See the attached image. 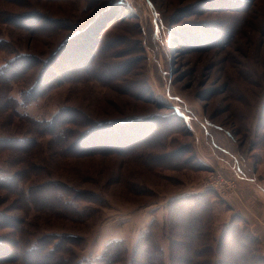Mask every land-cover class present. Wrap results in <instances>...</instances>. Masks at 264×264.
I'll list each match as a JSON object with an SVG mask.
<instances>
[{"label":"rangeland","instance_id":"rangeland-1","mask_svg":"<svg viewBox=\"0 0 264 264\" xmlns=\"http://www.w3.org/2000/svg\"><path fill=\"white\" fill-rule=\"evenodd\" d=\"M0 18V68L15 57L29 65L8 87L0 84V102L15 99L13 108H0V138L33 137L37 145L30 154L0 148V171L11 174L0 179V240L11 256L20 242L51 235L52 244L62 242V256L70 257L69 248L81 264L121 240L125 253L115 264H130L135 242L150 229L166 257L168 201L203 189L216 194L215 235L230 203L264 223V0H0ZM78 48L86 63L72 65L67 57ZM47 64L58 67L61 81L21 102ZM74 110L78 118L66 125L72 141L95 123L138 115L152 131L145 138L161 146L166 135L162 149H181L193 164L145 166L134 155L82 144L59 155L50 135L27 119L48 121L58 111L72 117ZM49 181L57 183L49 198L63 203L54 211L38 208L45 193L35 194ZM27 188L36 202L22 200L19 190ZM253 233L264 254V236Z\"/></svg>","mask_w":264,"mask_h":264},{"label":"trees","instance_id":"trees-1","mask_svg":"<svg viewBox=\"0 0 264 264\" xmlns=\"http://www.w3.org/2000/svg\"><path fill=\"white\" fill-rule=\"evenodd\" d=\"M0 21H3L2 18H0ZM5 21L7 22V19H4ZM77 52L80 53V56L73 58V55ZM70 56L72 58L67 57V60L72 65H78L79 61L86 63L84 58L85 52L83 50L80 51L79 48ZM92 56L93 53L90 52L87 59L89 58L90 61ZM25 60L27 59L15 57L1 66L0 84L2 87H8L10 83L16 81V77L24 74L29 66ZM86 66L80 67L81 69L73 66L72 68L78 72L88 68ZM53 68L47 64L37 81L27 88L26 91H21V102L26 103L31 100L46 83L57 84L61 81L63 77L60 71L58 73L55 71L58 67H55V70ZM4 97L6 98L5 95ZM12 100L15 99H6L5 103L0 102V108L7 105L9 107ZM11 107L13 108L12 103ZM74 112L75 115L71 117L65 111H58L48 121L27 119L37 126L39 129V132L37 131L38 134L50 135V141L55 142L54 150L59 155H67L64 152L66 145H70L71 147H82L83 145L85 149L92 148L98 150V152L115 151L124 156L134 155L139 161L142 159L141 162L145 166L154 165L155 167L177 168L179 165L181 168H189L193 164L191 155L185 157L181 149H162L165 144L166 135H162L159 140L161 146L156 145L155 142L151 143V136L145 138L152 131H149V125L142 121L147 117L140 118L138 115H133V117H129L128 119L120 118L113 121L105 120L95 123L89 131L90 135L87 134L86 137H84L85 135L82 136L85 139L78 137L72 141L70 140L72 133L66 129V125L70 124L76 117L78 118V111L74 110ZM155 125H159V123L155 121ZM159 127L163 126L159 125ZM227 133L231 135L229 131ZM9 139L0 138V148L12 147L16 152L22 151L30 154L32 148L34 146L35 148L37 147L33 137H29L30 140L26 139V142L23 143L18 142V140L9 141ZM160 147L162 151L150 152V149H159ZM78 153L76 152V154ZM74 154L72 153L73 156ZM179 155L183 158V161L179 159ZM23 169L26 170L25 167ZM25 173L26 171H23L18 174L22 178ZM18 174L15 175L18 176ZM3 176L7 179L11 174L0 171V179H4ZM16 176L10 179L14 187L17 184L16 178L21 180L20 177ZM0 181L3 182L2 180ZM51 182L53 181H49L48 186L44 184L39 185V188L35 191V194L38 196L45 193V196L42 195L43 198L40 199L43 203L38 208L43 205L46 211L60 209V207H55L54 205L63 204L60 196H58V199L55 198V200L52 199L53 197L49 198L50 194L53 195V193L48 190V187H56L57 185V183ZM5 183L9 184V181H5ZM19 191L22 200L26 197L25 200L27 202H36L37 199L31 192V188H27L26 191L21 189ZM13 192H16V190ZM69 194L72 197L77 196L76 192H70ZM91 200L94 199L92 198ZM215 200V192L208 189L183 194L169 200L167 203L169 243L166 257L163 256V251L153 238L150 229H146L135 242L130 264H264V254L261 252L259 238L249 229L248 223L242 215L229 205L226 206L227 209L232 211L229 220L219 230V233L215 235L214 207L217 203ZM69 212L81 214L77 210ZM51 238L52 236L50 235L48 238L40 237L36 240L22 241L18 244L12 256L10 249L0 240V264L11 261H21L24 264H66V262L68 264H81L78 259L74 260V252L69 248H65L63 251L69 252L70 257L62 256L59 253L62 242L59 240L57 243L54 241L55 243L52 244ZM124 253L125 246L123 242L121 240H113L106 245L99 256L93 259V262L89 259L86 261L88 262L87 264H115L123 258Z\"/></svg>","mask_w":264,"mask_h":264},{"label":"crops","instance_id":"crops-1","mask_svg":"<svg viewBox=\"0 0 264 264\" xmlns=\"http://www.w3.org/2000/svg\"><path fill=\"white\" fill-rule=\"evenodd\" d=\"M213 147H215V146H213ZM217 147V146H216ZM218 148V147H217ZM217 148H214V149H217ZM218 149H220V148H218ZM222 159V158H221ZM208 165H210L209 163H208ZM245 177V176H244ZM246 179H249V180H253L254 178H252V177H250V176H247L246 177ZM258 186V185H257ZM260 186V185H259ZM258 186V187H259ZM207 189V188H206ZM260 189H261V192H262V194H263V196H264V188L263 187H260ZM203 190H205V189H203ZM199 191V190H198ZM198 191H196V192H198ZM200 191H202V190H200ZM192 191H188V193H191ZM230 206H231V208L232 209H235V208H237L238 209V205H236V204H232L231 205V203H230ZM241 208H243V206L244 205H239ZM249 207H254V206H252V205H249ZM260 207L262 208L261 209V211H259L260 212V214H264V204H260ZM257 208V207H256ZM241 214L250 222V224L252 225V227H253V232H255L256 234H259V236H264V223H263V220L259 217V215L258 214H253L252 212H250V215H247L246 213H244V211L241 209ZM251 218V219H249V217ZM258 219H260V223L258 222V223H256L255 222V220L257 221ZM264 219V218H263ZM254 226H255V228H254Z\"/></svg>","mask_w":264,"mask_h":264}]
</instances>
